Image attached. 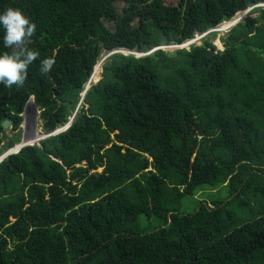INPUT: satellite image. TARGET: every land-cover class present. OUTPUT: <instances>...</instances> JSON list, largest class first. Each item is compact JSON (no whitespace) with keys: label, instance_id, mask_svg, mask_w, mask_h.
<instances>
[{"label":"trees","instance_id":"obj_1","mask_svg":"<svg viewBox=\"0 0 264 264\" xmlns=\"http://www.w3.org/2000/svg\"><path fill=\"white\" fill-rule=\"evenodd\" d=\"M258 4L264 0H0V11L18 8L37 25L29 47L39 59H55L47 76L37 60L23 87L0 85V155L19 142L30 99L45 133L66 123L101 54L147 53L250 7L257 14L230 29L222 52L203 39L171 55L110 56L65 133L2 160L0 264H264ZM220 186L228 196L211 208L198 201L182 211L197 188Z\"/></svg>","mask_w":264,"mask_h":264},{"label":"clouds","instance_id":"obj_2","mask_svg":"<svg viewBox=\"0 0 264 264\" xmlns=\"http://www.w3.org/2000/svg\"><path fill=\"white\" fill-rule=\"evenodd\" d=\"M255 7H263L264 8V4H258ZM251 8L252 7L246 9L245 11L238 12L235 14V16L237 14H239L240 18H241V16H244L243 18H241V20H242L245 18L246 14H248L250 12ZM233 18H231L228 21H223L219 25H221L223 23H229V26H231L232 24H234L235 22H237L239 20V17L235 18V19H233ZM219 25H217V26H219ZM36 31H37V25L33 21H31L28 18V16L25 15L20 9L8 7L6 9H3L2 11H0V42H2V47L4 49L10 50L7 52L0 53V85H3L5 88H12L13 86H15L16 88L23 87V85L27 79V76H28L29 66L34 61H37V60H39V69H38L39 73L42 76H47L50 73V71L52 70L53 65L55 63L54 57L50 56V57H45L43 59H39V52L37 50H34V49L29 47V44L31 42V38L36 34ZM207 32H209V30ZM207 32H204L202 34H195L191 39L186 40V41L182 42L181 44H174L171 46L154 48L147 53H136V52L124 49V48H120V49H115L109 53H106V55H108V54L113 55V54L118 53V54H122V55H130V56H133L134 58L136 56H140L138 58H141V56H143V57L147 56L150 53H152L158 49L162 50V49L174 47V49H178V50H182V49L187 50L186 49L187 46L193 45L192 40L194 39V37L196 35L197 36L203 35ZM184 45H186V46H184ZM123 51L133 52L134 54H132V55L126 54ZM100 58H101V56L99 57V59ZM96 65H97V62H96L95 66L92 70V73L89 77V80L84 85L83 91L79 96V99H81L80 100V109L83 108V106H84V100H83L84 95L90 89V88L85 89V87L89 82L91 83V77L93 75V72H95ZM96 77H97V81H96L95 85L99 82L98 73H97ZM78 104H79V102H78ZM74 117L75 116L72 114V118L69 117L67 119L66 123L55 128L52 132L46 133V135L53 138V137L58 136L62 133H65L70 128ZM37 118L39 119V113H38ZM38 119H37V122H38ZM26 122H27V119H26ZM26 122L23 125H26ZM10 128H11V125H10ZM10 128H9V131H10ZM25 132H26V128H25ZM55 133H56V135H54ZM39 140H40V137H39ZM5 143H7V142H5ZM18 144H20V145L17 147ZM26 146H29V145H27L25 143L23 144V141L21 140L16 145L9 148L8 150H6L5 152H3L0 155V163L5 158L17 154L23 147H26ZM15 148H17V149H15ZM12 150H14V151H12ZM6 153H8V154H6ZM81 164H84V162H82ZM91 173H95V172L94 171L89 172V174H91ZM100 173L101 172H96V174H100ZM74 186H77V189L80 188V184H78V183H76ZM192 197H194V195ZM100 199H103V197L101 196L93 202L99 201ZM207 205H209V204H207Z\"/></svg>","mask_w":264,"mask_h":264},{"label":"rangeland","instance_id":"obj_3","mask_svg":"<svg viewBox=\"0 0 264 264\" xmlns=\"http://www.w3.org/2000/svg\"><path fill=\"white\" fill-rule=\"evenodd\" d=\"M167 4H176L178 2V0H164ZM250 13V12H249ZM248 13V14H249ZM246 14L245 18L241 20V18H243L244 16H239V14H237L233 19L235 18H238L239 17V20L237 22H235L234 24H232L231 26H226L227 23H223L219 26H217L216 28H213L211 30H209V32L203 34V35H196L194 37V39L192 40L193 41V45L194 46H199L202 44V41L203 39H207L208 42H210L213 47H214V50L215 51H218V52H222L224 50V46H223V41L226 39V37L228 36V33L230 31V29L236 24L238 23L240 20L241 22H243L246 18H255L257 16L256 13H250L249 15ZM232 19V20H233ZM104 25L110 30V31H113L114 28H115V23L114 22H104ZM221 28V29H220ZM225 28V29H224ZM217 29V30H216ZM208 33H214L215 36L214 38H210L209 35H207ZM186 46V45H184ZM190 45L187 46V50L189 49ZM164 52L168 53V54H173L174 52H176L178 49H174V47H170V48H166V49H162ZM125 52L126 54H134L133 52H127V51H123ZM114 55V54H113ZM112 56L111 54H101V58L97 61V65L95 67V72H93V75L91 77V83L89 82L85 89H89L91 86H94L95 85V81H97V78H96V75L98 73V80L100 81L102 79V76H101V73L103 71V65L105 62L108 61V58ZM140 56H136L135 58H138ZM143 57V56H141ZM96 79V80H95ZM31 100V99H30ZM29 100V101H30ZM80 100L79 99V104L77 105V107L74 109L73 111V115L75 116L76 113L80 110ZM31 104H29L28 106H26L25 110H23V113L21 115L22 117V124L19 126V133H20V140L19 142L22 140H24L25 144L29 145V146H40L39 143L46 140V139H49L51 137L47 136L46 133L41 129V120L38 119V122L34 125L33 123V120H34V116H33V113H32V109H31V105H33V101L31 100L30 102ZM37 108V107H36ZM83 108H87V105L84 104ZM25 113V114H24ZM37 113H39V111L37 110ZM26 114L29 118H26ZM72 118V115L70 116ZM26 119H27V122H26ZM26 122V125H23L25 124ZM31 124L34 125V127L32 129H29L31 128ZM29 126V128H28ZM25 128H26V132H25ZM56 135V133L54 134ZM12 136V130L10 128V131L8 133V136L5 140V142H9V138ZM39 137H40V140H39ZM39 140V141H38ZM37 141V142H36ZM20 144L17 145V147L19 146ZM17 149V148H15ZM14 149V150H15ZM12 150V151H14ZM11 151V152H12ZM8 154V153H6ZM104 170V166L96 169L94 172H102ZM203 188V189H202ZM202 188H197L195 190V193H194V197H185L184 200H183V204L181 205V208H182V211H184V213H188L190 211V209H192L193 205H195V207L197 208L198 206V201H201V202H206L205 204H209L207 205L209 208H211V205H210V200L212 199H216V198H226L228 196V190L223 187V186H220V187H217V188H214V189H211L209 187H202ZM13 219H10V221H12Z\"/></svg>","mask_w":264,"mask_h":264},{"label":"water","instance_id":"obj_4","mask_svg":"<svg viewBox=\"0 0 264 264\" xmlns=\"http://www.w3.org/2000/svg\"><path fill=\"white\" fill-rule=\"evenodd\" d=\"M215 54V52L214 51H212V50H210V53H209V56L208 57H211V56H213ZM31 102V100L25 105V108H26V106H28L29 104H31L30 103ZM25 108H24V110H25ZM31 109H32V113H33V118H34V120H33V123H34V125L36 124V122H37V117H38V113H37V108H36V106L33 104V105H31ZM25 114V113H24ZM26 118H29L28 116H27V114H26ZM10 125H11V123H10V121H8V120H5L4 122H2V124H1V126H2V129L4 130V134L6 135V136H8V133H9V128H10ZM34 125L33 124H31V128H29V126H28V128L29 129H32L33 127H34ZM25 142H24V140H23V144H24Z\"/></svg>","mask_w":264,"mask_h":264},{"label":"bare ground","instance_id":"obj_5","mask_svg":"<svg viewBox=\"0 0 264 264\" xmlns=\"http://www.w3.org/2000/svg\"><path fill=\"white\" fill-rule=\"evenodd\" d=\"M229 25V23H227V25L226 26H228ZM221 29V28H220ZM225 29V28H224ZM217 30V29H216ZM96 71V70H95ZM97 78V77H96ZM92 80V79H91ZM96 80V79H95ZM96 82V81H95Z\"/></svg>","mask_w":264,"mask_h":264}]
</instances>
